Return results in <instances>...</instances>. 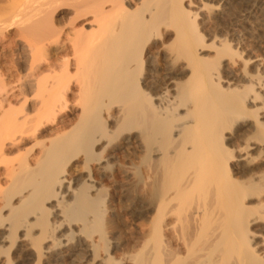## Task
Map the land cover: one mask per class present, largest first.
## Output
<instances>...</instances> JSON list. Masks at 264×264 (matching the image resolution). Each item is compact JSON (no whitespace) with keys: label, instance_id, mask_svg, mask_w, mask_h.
Returning a JSON list of instances; mask_svg holds the SVG:
<instances>
[{"label":"bare ground","instance_id":"obj_1","mask_svg":"<svg viewBox=\"0 0 264 264\" xmlns=\"http://www.w3.org/2000/svg\"><path fill=\"white\" fill-rule=\"evenodd\" d=\"M247 1L0 0L25 71L0 74V264H264V59L202 33Z\"/></svg>","mask_w":264,"mask_h":264},{"label":"rangeland","instance_id":"obj_2","mask_svg":"<svg viewBox=\"0 0 264 264\" xmlns=\"http://www.w3.org/2000/svg\"><path fill=\"white\" fill-rule=\"evenodd\" d=\"M14 1V0H13ZM17 1V0H16ZM253 0H248L247 2H245V4L243 3H235L233 4L229 10L225 13L226 15L222 16V19L219 20L217 23H215L216 25L213 27V24H212V28H204L202 30H204L202 33L204 35H207V34H210L211 35H216L218 37H227L230 33H233L235 35V37L237 36L238 40H239V44H240V47L242 46L244 49H246L248 52H249V55L250 56H261L262 53H264V0H262V4L260 3L261 0H258L259 2L257 3V1H253ZM256 4H255V3ZM259 4V6H258ZM242 5V6H240ZM247 5H250V6H247ZM255 5V6H254ZM251 6L253 8H251ZM234 7V8H232ZM250 7V8H249ZM258 7V8H257ZM263 8V9H262ZM254 9V10H252ZM240 10V11H239ZM244 10V11H243ZM239 11V12H238ZM243 11V12H242ZM233 12V14H232ZM245 12V13H244ZM248 12V14H247ZM241 13V14H240ZM252 13V14H251ZM228 15V16H227ZM259 15V16H258ZM254 16V17H253ZM225 17V18H224ZM228 17V18H227ZM235 17V18H233ZM235 19V20H234ZM247 19V20H246ZM229 20V21H228ZM249 20V21H248ZM257 20V21H255ZM261 20V21H260ZM244 21V22H243ZM248 21V22H247ZM240 22V23H239ZM255 22V23H254ZM236 23V24H235ZM251 23V24H250ZM230 25V26H229ZM218 26V27H217ZM247 26V27H246ZM227 27V28H226ZM239 27V28H238ZM242 27V29H241ZM249 27V28H248ZM217 28V29H216ZM230 28V29H228ZM258 28V29H256ZM263 28V29H262ZM14 28H10L8 29L5 33L8 37L5 38V40L1 43L3 45H0V74L2 76V79L4 81V83L6 84V91H10L12 90L13 93H17V81H18V78H20L19 76H24L25 74V71H24V67H23V62L19 59V56H18V53H19V49L17 48H20L22 46V41H20V39L18 37H15L14 38V31L13 30ZM216 31H215V30ZM238 29V30H237ZM208 30H211V31H208ZM225 30V31H224ZM248 30V32H247ZM215 31V32H214ZM239 31V32H238ZM242 31V32H241ZM209 32V33H207ZM220 32V34H219ZM253 32V33H252ZM257 32V33H256ZM206 33V34H205ZM255 33V34H254ZM260 33V34H259ZM13 34V35H12ZM223 34V35H222ZM240 34V35H239ZM253 34V35H252ZM221 35V36H220ZM257 35V36H256ZM253 36V38H251ZM260 36V37H259ZM13 37V38H12ZM246 37V38H245ZM250 37V39H249ZM263 37V38H262ZM246 39V40H244ZM248 40V41H247ZM260 40V41H259ZM242 43V44H241ZM258 44V45H257ZM8 45V46H7ZM10 45V46H9ZM17 45V46H16ZM254 45V46H253ZM7 48H5V47ZM19 46V47H18ZM250 48H249V47ZM241 47V48H242ZM12 48V49H11ZM15 50V52H14ZM255 50V51H254ZM12 51V52H11ZM18 51V52H17ZM47 51V50H46ZM252 51V52H251ZM17 52V55H15ZM254 52V54H253ZM251 53V54H250ZM48 56H47V55ZM63 53L60 52L58 53L57 55H60L59 56V59H58V56L57 59H56V62L58 63L60 61L63 62L64 58V54L62 55ZM256 54V55H255ZM43 55L46 56V58L49 57V61L48 62H51L52 60L54 59H50V56L48 54V52L44 53L43 52ZM13 56V57H12ZM16 56V57H15ZM43 56V57H44ZM17 58V59H16ZM68 58H70L69 60H72V56H71V53L69 52V55H68ZM44 60V58H41ZM21 63H20V61ZM42 61H38L40 62L41 64L38 65V67L40 69H42V75L43 76H48V73L49 70H46L45 67H46V64H47V60L45 59L43 62ZM14 62V63H13ZM18 62V64H16ZM43 62V63H42ZM53 62V61H52ZM46 63V64H45ZM15 64V65H14ZM39 64V63H38ZM59 64V63H58ZM57 65V64H56ZM62 65L59 64L58 66L60 67ZM17 66V67H16ZM45 66V67H44ZM43 67V68H42ZM22 68V69H20ZM73 67H71V71H72ZM46 70V71H45ZM18 71V72H17ZM21 71V72H20ZM48 71V72H47ZM41 72V70H40ZM46 72V73H45ZM18 73V74H17ZM21 73V74H20ZM24 73V74H23ZM45 73V74H44ZM11 74V75H10ZM20 74V75H19ZM19 75V76H18ZM51 75V74H50ZM5 78V79H4ZM10 87V88H9ZM3 88V87H2ZM1 88V89H2ZM4 89L1 91L0 90V94L2 95V93H4ZM15 89V90H14ZM17 99V97H16ZM14 101H17V100H14V98L12 99V102L13 104H17V102H14ZM15 104V105H16ZM31 104V103H30ZM14 108H17V106ZM64 113H62L63 115L65 116H68L67 118H70V115H69V112L68 111H64ZM68 113V114H67ZM53 124V123H52ZM45 126V125H44ZM43 126V127H44ZM55 124L51 125L49 123L46 124L45 126V129L43 128V130L45 131H49V129H54L55 127ZM7 153V152H6ZM115 160L114 162H124V164H127L126 163V159L125 158H122L124 156V153L122 152L120 154V152H115ZM14 154V153H13ZM13 154H8L7 158H11L13 159L14 156L11 157V155ZM120 154V155H119ZM7 155V154H6ZM123 155V156H122ZM10 156V157H9ZM118 156V157H117ZM121 156V157H120ZM6 158V156H5ZM117 158V159H116ZM123 159V160H121ZM125 159V160H124ZM10 160V159H9ZM113 164V161L111 162ZM4 164H1L0 165V174H3L2 172L5 171L3 170L4 166H2ZM83 169L81 171H79L78 173V177H80L83 173ZM110 172V171H109ZM112 172V170H111ZM110 172V173H111ZM117 175V176H116ZM120 175V176H119ZM1 177V175H0ZM112 178V177H111ZM110 178V179H111ZM103 179V178H102ZM99 179V183L101 185V187H103V189H105L106 187L107 189H105V193L107 194V196L112 200V205H113V208L115 209V211L117 213H119V216H121V218L123 219L124 223L126 224V226L128 228H131V231L134 232L135 230H137L138 228H142L143 226H145V224H147V220L144 216L141 215V210H142V202L139 200V199H136L135 194H133L130 190V187H131V184L127 182L130 181L129 179H127L126 177H124V175H122L121 173H117L115 174V176H113L112 180L110 179ZM117 180V181H116ZM106 181V182H105ZM109 181V182H108ZM103 182V183H101ZM105 182V183H104ZM117 182V183H116ZM121 182V184H120ZM125 184H124V183ZM131 182V181H130ZM3 183H5V179L4 177L2 176L0 178V187H3ZM104 184V185H103ZM111 184V185H110ZM130 185V186H129ZM105 186V187H104ZM129 186V187H128ZM123 187V188H122ZM122 188V189H121ZM116 189V190H115ZM125 189V190H124ZM130 190V191H129ZM129 191V193H128ZM133 194V195H132ZM121 195V196H120ZM126 195V196H125ZM131 195V196H129ZM137 196V195H136ZM133 197V200L132 198ZM120 198V199H119ZM125 198V199H124ZM126 201V202H125ZM137 201V202H136ZM139 202V203H138ZM125 204V205H124ZM127 205V206H126ZM139 205V206H138ZM141 205V206H140ZM127 207V208H126ZM139 207V209H137ZM118 208V209H117ZM131 208V209H130ZM123 209V210H122ZM126 209V210H125ZM135 210V211H134ZM138 210V211H137ZM133 212V213H132ZM137 215V217H136ZM123 216V217H122ZM125 218V219H124ZM143 219V220H142ZM140 226V227H138ZM134 227V229H133ZM134 230V231H133ZM130 231V229H129ZM118 252H116V250H110L109 252L113 253V257L116 258V256H120V253L121 251L117 250ZM120 252V253H119ZM13 255V252L11 253ZM118 254V255H117ZM115 255V256H114ZM80 259V261H79ZM60 262V263H59ZM87 261H85L82 257L78 258L76 262H71L70 261H65L64 263L61 262V261H58V263H51V264H86Z\"/></svg>","mask_w":264,"mask_h":264},{"label":"snow or ice","instance_id":"obj_3","mask_svg":"<svg viewBox=\"0 0 264 264\" xmlns=\"http://www.w3.org/2000/svg\"><path fill=\"white\" fill-rule=\"evenodd\" d=\"M193 7L196 8V7H202V6L198 3H194ZM261 56H262V59H264V53H262ZM162 59H163V57H162ZM262 72H264V67H262ZM262 122H264V117H262ZM233 143H234V141L229 143L230 148L233 146ZM261 166L264 167V163H262Z\"/></svg>","mask_w":264,"mask_h":264}]
</instances>
